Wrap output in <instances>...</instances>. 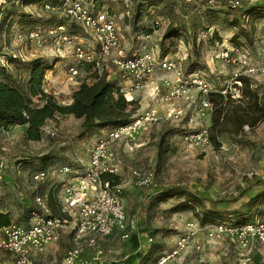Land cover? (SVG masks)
<instances>
[{
	"label": "rangeland",
	"instance_id": "obj_1",
	"mask_svg": "<svg viewBox=\"0 0 264 264\" xmlns=\"http://www.w3.org/2000/svg\"><path fill=\"white\" fill-rule=\"evenodd\" d=\"M147 1L156 3L155 14H167L163 16L168 25L161 36L153 34L149 42L158 46L160 54L176 52L187 56L184 67L200 69L214 88L242 69L239 61L232 64L217 55L224 48L222 39L227 40L226 46L232 45L245 54L248 63L264 65V0H240L238 7L230 6V0H133L135 9ZM70 2L0 0V66L15 83L26 86L32 62L41 61L45 68L42 87L60 105L71 103L80 83H91L96 71L83 63L77 82L67 77L68 67L77 61L76 47L93 50L96 46L89 31L69 17L64 8L52 9L58 3ZM81 2L92 10H109L124 34L121 46L127 52L146 48L148 38L143 35L157 30L150 24L155 15L150 11L142 20H126L117 1ZM58 22L66 24L69 34H60L62 30L50 32ZM169 27L176 34L164 37ZM63 36L66 40L61 39ZM8 57H16L19 62H7ZM106 66L110 73L116 71ZM116 75L124 76L121 72ZM249 80L250 88L245 90L241 85L238 91L244 102H252L254 95L261 99L264 94V76ZM139 99L144 103L143 97ZM184 104L178 107L185 108ZM210 114L208 126L196 114L190 120L187 111L178 118L150 125L135 141L114 143L127 226L131 235H137L139 245L118 235L103 238L98 244L103 256L89 264H156L181 235L187 234V247L163 264H264V245L246 251L225 236H208L205 227L218 218L247 220L264 211V116L255 126L245 125L237 134L221 135L213 130L215 141L210 140L207 146L184 143V133L210 128ZM82 122L72 114L55 113L42 124L39 140L28 139L26 126L0 128V162L4 164L0 168V211H9L13 220L26 222L27 214L36 207L34 192L43 191L48 179L56 181L57 188L67 179L55 171L59 164L80 168L88 161L90 147L108 128L83 131ZM43 161L49 171L43 181L29 182L28 171H23L24 176L17 173L22 167L29 170ZM70 243V235L63 232L59 242L48 248L51 251L45 250L39 264H61ZM13 263L12 254L0 248V264Z\"/></svg>",
	"mask_w": 264,
	"mask_h": 264
},
{
	"label": "built area",
	"instance_id": "obj_2",
	"mask_svg": "<svg viewBox=\"0 0 264 264\" xmlns=\"http://www.w3.org/2000/svg\"><path fill=\"white\" fill-rule=\"evenodd\" d=\"M70 1V4L55 5L52 9L64 8L69 17L89 31L96 46L93 50L76 47L77 61L68 67V79L77 82L83 63H88L98 74L105 72L107 80L114 82L127 100L136 101L139 105L137 110L140 112L133 115L127 123L109 128L103 137L97 139L90 147L88 161L80 168L69 164L57 166L55 171L67 177L57 191L61 214H53L48 195L41 196L35 191L33 202L36 207L29 214L28 220L20 223L12 219L7 226L0 228V248L12 254L13 264H36L31 252H42L56 244L63 232L70 235L71 243L63 252L61 264H89L91 261L100 260L103 255L98 244L103 238L118 235L128 240L131 233L127 226L120 185L103 178L104 174L117 175L114 143L118 140L135 141L150 125L178 118L187 111L190 112V120L196 114L204 118L208 126V114L211 115L213 111L211 93L216 92L224 99L228 96L238 97L242 77L264 76L263 64L248 63L245 54L238 48L225 45L226 39H222L221 45L224 48L217 55L232 64L239 61L242 69L216 88L207 81L206 75L200 69L186 71L184 60L187 56L181 57L176 52L162 55L153 47L126 54L121 46L120 27L109 10H92L81 0ZM114 1L120 3L122 16L128 20L136 14L135 17L142 20L146 11L154 13L153 6L135 9L133 0ZM229 5L238 7L240 0H230ZM165 21L163 15L155 14L150 24L159 29L167 26ZM53 29L50 32L62 30L60 34L66 36L65 25H57ZM145 35L149 36L148 33ZM65 36L61 39L66 40ZM106 65H111L117 72L123 73V79L129 80V86L125 88L118 80L108 79L106 70H110ZM137 91L141 92L140 96L136 95ZM139 97H143L146 105L139 103ZM181 103H185V108L178 107ZM182 141L195 147L207 146L210 144L209 129L203 127L184 133ZM44 163L47 162L43 161L29 170L22 167L17 173L24 176L23 171H28L29 182L43 181L49 172ZM3 166V162H0V168ZM205 227L208 236H225L246 251H251L259 244L264 245V211L243 222L216 220L209 225L205 224ZM188 237V234L181 235L172 250L156 264H163L179 255L187 247Z\"/></svg>",
	"mask_w": 264,
	"mask_h": 264
},
{
	"label": "trees",
	"instance_id": "obj_3",
	"mask_svg": "<svg viewBox=\"0 0 264 264\" xmlns=\"http://www.w3.org/2000/svg\"><path fill=\"white\" fill-rule=\"evenodd\" d=\"M56 5L61 4L58 3ZM147 5L157 6L155 2L147 1L145 4L136 6V9L147 7ZM158 14L167 15L164 12ZM57 25L66 26V24L58 22L52 27ZM173 31L174 28L169 27L163 36L171 37L176 34ZM65 33L69 34L67 30H65ZM165 54L167 52L162 55ZM15 58L8 57L6 60L7 62L18 63L19 61H16ZM44 69L41 61H33L30 66L27 84L24 86L15 83L10 76L6 75L3 67L0 66V128H7L10 125L26 126L28 139L39 140L41 139L42 124L46 120H51L55 113L72 114L77 118H82V130L87 131L94 130L96 127L109 129L127 123L132 119L139 107L136 101L127 100L120 88L114 82L107 80L105 73L98 74L96 71L93 72V81L91 83L84 81L80 83L72 94L71 103L60 105L55 100V97L42 87L45 78ZM194 69L198 68L189 67L186 71L190 72ZM241 82L245 90L250 88L249 78L242 77ZM210 100L213 104L212 124L209 128L210 140H214L211 135L213 130L217 129L221 135L237 134L244 129L245 125L255 126L264 116V94L261 99L254 95L252 102L250 100L244 102L242 101V96H228L224 99L218 93L213 92L210 94ZM103 178L110 180L113 184L118 183L117 175L104 174ZM48 203L53 214H56V210H59V203L55 191H51L49 194ZM189 207L191 208L192 206H187V208ZM33 210L34 208L27 215L29 216ZM254 216L247 218V220L252 219ZM11 220L10 212L0 211V228L7 226ZM218 220L225 221L222 218H218ZM201 221L204 223L206 220L202 218ZM228 221L243 222L246 220ZM129 239H131L134 246L138 247L137 235H131ZM138 263L140 264V262Z\"/></svg>",
	"mask_w": 264,
	"mask_h": 264
},
{
	"label": "crops",
	"instance_id": "obj_4",
	"mask_svg": "<svg viewBox=\"0 0 264 264\" xmlns=\"http://www.w3.org/2000/svg\"><path fill=\"white\" fill-rule=\"evenodd\" d=\"M111 10V9H110ZM126 19V18H125ZM139 19V18H138ZM126 20H128V19H126ZM164 28L165 27H162V28H159V29H157L156 31H153L152 33H148V37H146V35H143V37L144 38H148V39H146L147 40V43H146V45H147V47L146 48H150V47H153L155 50H157L158 49V46L156 45H154L153 43H150L149 41L151 40H153L154 39V37H153V34H155L154 36H156L157 34H158V36H161V34H162V32L164 31ZM121 32V31H120ZM121 35H122V37H123V39H124V34H123V32H121ZM123 51L126 53V54H130L131 52H127V51H125L126 50V47H124L123 46ZM106 73H107V77H108V79H116V80H118L122 85H124L123 87H128L129 86V80L128 79H123L121 76L119 77H117V71H114V72H109L108 70H106ZM118 78H121V80H119ZM125 80V81H124ZM140 91H137L136 92V95L137 96H140ZM143 94V93H142ZM139 103L141 104V105H145L142 101H141V99H139ZM50 179H48L45 183H44V186H46V188L43 190V191H37L38 193L40 192V194H41V196H43V195H48L47 197L49 198V194L51 193V191H55V194H56V198H57V191H58V188H57V186H55V183H56V181H49ZM58 201V200H57ZM59 211V214H61V211H60V209L58 210ZM9 212V211H8ZM55 214V213H54ZM59 214H55V215H59ZM59 242V241H58ZM57 242V243H58ZM56 243V244H57ZM53 245H51V247H52ZM48 248H50V247H48ZM48 248H46L45 250L47 251V252H50L51 250L50 249H48ZM45 250L44 251H42V252H39V251H36V250H33L32 252H31V254H32V256H33V258L35 259V263L36 264H39V263H41V257H42V255L43 254H46L45 253Z\"/></svg>",
	"mask_w": 264,
	"mask_h": 264
}]
</instances>
